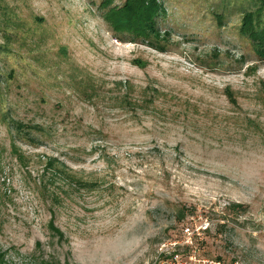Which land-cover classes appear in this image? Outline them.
<instances>
[{
  "label": "rangeland",
  "instance_id": "1",
  "mask_svg": "<svg viewBox=\"0 0 264 264\" xmlns=\"http://www.w3.org/2000/svg\"><path fill=\"white\" fill-rule=\"evenodd\" d=\"M129 1L0 0V264H264L261 0Z\"/></svg>",
  "mask_w": 264,
  "mask_h": 264
},
{
  "label": "built area",
  "instance_id": "2",
  "mask_svg": "<svg viewBox=\"0 0 264 264\" xmlns=\"http://www.w3.org/2000/svg\"><path fill=\"white\" fill-rule=\"evenodd\" d=\"M206 229L203 225L195 227L185 225L182 228L180 240L161 244L159 255L152 264H243L236 260H216L201 256L198 244Z\"/></svg>",
  "mask_w": 264,
  "mask_h": 264
},
{
  "label": "trees",
  "instance_id": "3",
  "mask_svg": "<svg viewBox=\"0 0 264 264\" xmlns=\"http://www.w3.org/2000/svg\"><path fill=\"white\" fill-rule=\"evenodd\" d=\"M262 6H264V0H261ZM158 3L156 0H130L127 7L122 11L123 14L126 13L127 15L133 16L134 14L140 15L142 17H148L150 21H154V15L157 11ZM253 17V16H252ZM253 19L248 16L246 18L245 24L249 26L253 24ZM149 21L146 22L148 25ZM225 224H221V227H224Z\"/></svg>",
  "mask_w": 264,
  "mask_h": 264
}]
</instances>
